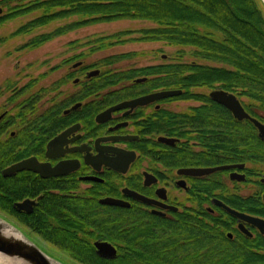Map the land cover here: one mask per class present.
Wrapping results in <instances>:
<instances>
[{"label": "flooded vegetation", "instance_id": "af4514ba", "mask_svg": "<svg viewBox=\"0 0 264 264\" xmlns=\"http://www.w3.org/2000/svg\"><path fill=\"white\" fill-rule=\"evenodd\" d=\"M7 10L0 4V17L6 16ZM155 51L133 50L87 62L93 56L92 48L87 47L43 72L51 74L66 69L64 75L53 81L57 83L69 74L74 75L72 89L64 88V85L58 93L43 98L46 108L66 100L73 103L55 116L62 118L60 121L49 119L48 128L56 126L53 133L46 136L42 146L32 148L35 154L24 158L36 156L41 163H49L53 168L64 164V172L44 177L37 171L25 169L3 177H16L24 185L28 182L27 185L33 189L17 201L30 199L32 203L27 205V209L19 210L14 205L24 219L19 225L24 232L35 237L29 236L43 250L58 260L66 263L78 261L31 228L36 218L42 231L51 235L61 231L66 237L69 232L76 231L82 243L90 244L99 258L108 260L117 258L119 246L101 231L114 230L124 236L126 228L122 227L125 223L149 227L155 237L158 234L171 236L170 241L180 239L179 235L174 238L172 231L183 232L180 245L195 249L201 243V249L210 243V247L220 250L215 255H220V260L227 263L240 262L242 255L252 254L257 249L264 250V223L260 226L231 211L264 219V170L257 169L258 163L254 165L246 161L248 146H253L252 142L247 146L246 140L256 138L257 143L262 141L264 144V138L249 118L235 116L228 106L213 99L211 92L223 90L233 93L246 113L264 122L250 112L238 88L228 90L219 84L209 87L205 83L186 89L161 86L160 78L170 75L160 72L159 66L181 64L189 53L175 55L174 60L172 56H163V60L157 63ZM109 57H118L122 62L118 60L104 65L102 60ZM48 62L46 60L44 64ZM27 68H21L22 76L5 81L3 91L8 85L11 86L9 93L11 90L17 93L30 84L32 79H26L30 75ZM96 69L99 72L89 76ZM96 82L100 85L96 86ZM171 90H181L182 93L113 109L120 104ZM7 99L0 107L1 140L6 142L16 138L14 150L17 152L22 144L14 129L15 124L7 127L11 123L6 118L15 104ZM179 100L184 104H178ZM10 116H14L13 112ZM58 136L62 137L49 147V142ZM259 153L255 151L256 155ZM10 165L12 163L6 167ZM228 165L234 168L196 175L189 172ZM112 198L130 205L104 202ZM124 213L128 214L127 217L123 216ZM56 216L68 224H60ZM190 226H193L191 230ZM189 231L200 232L195 237L200 243L190 237ZM207 233L212 238L210 242H207ZM97 242H108L116 247V255L102 257ZM204 252L202 249L201 253ZM203 258L200 264L207 262Z\"/></svg>", "mask_w": 264, "mask_h": 264}, {"label": "trees", "instance_id": "16d2710c", "mask_svg": "<svg viewBox=\"0 0 264 264\" xmlns=\"http://www.w3.org/2000/svg\"><path fill=\"white\" fill-rule=\"evenodd\" d=\"M0 4L8 8L7 15L0 17V25L18 15L39 12V16L20 25L12 33L14 36L34 33L35 30L53 21L76 16L72 21L61 24L51 31L35 34L29 42L20 46V49L27 50L40 48L55 37L93 23L125 19L154 22L156 27L140 29L137 31L139 36L132 39L161 40L178 48L192 47L191 55L198 59L191 64L181 62L172 66H159L160 72L170 75L160 78L161 86L186 89L194 84L205 83L209 87L219 84L228 90L238 88L243 96L248 98L246 106L250 112L264 122V5L259 0H1ZM216 10L219 11L218 15ZM126 33L127 31H122L115 35L100 36L88 42L95 45L92 51L104 49L116 42H124L120 38ZM220 33L223 35L222 38L218 37ZM74 43L77 44L78 41ZM184 53L186 51H177V55ZM77 57H80L79 54ZM117 60L118 57H109L102 62L106 65L107 62L113 63ZM202 60L214 61L220 66L201 64ZM46 75L48 73L32 78L30 84L17 93L12 90L9 93L11 86H6L7 101L15 104L12 107L14 116H10L12 113L10 111L6 117L11 123L7 127L15 124L14 129L22 145L21 150L16 152L14 149L17 139L10 138L4 142L0 133V211L20 222L24 219L14 205L33 189L27 185L28 182L24 185L16 177H3V169L15 161L35 154L32 148L35 145L42 146L46 136L53 133L56 128V126L48 128L49 119L55 118L65 107L73 103L66 100L46 108L43 98L58 93L61 86L74 78L73 74H69L58 83L53 82L50 86L43 85L39 88V82ZM99 85L100 83L96 82V86ZM61 119L55 118L57 121ZM257 140L256 138L246 140L247 146L250 142L253 143L252 147L248 146L246 161L254 165L257 163L264 165V144L262 141L261 144L257 143ZM255 151L261 153L256 155ZM127 215L123 214L124 217ZM61 219L60 216L57 217L60 224H68ZM35 222L31 224V228L35 229L38 235L48 239L58 248L68 251L81 264H200L203 257V260L207 261L203 264H264V250L257 249L252 254L242 255L243 260L240 262L227 263L220 260V255H215L220 250L210 247V243L208 247L205 245L200 249L201 243L195 239L200 232L189 231L190 237L200 243L193 249L180 245L184 237L183 232L172 231L175 233L174 238L179 235L180 239L170 241L171 236L161 237L158 234L155 237L149 227H139L133 223L124 224L122 227L126 228L124 236L114 230L101 231L119 246L117 258L102 259L95 253L94 247L82 243L76 236V231L69 232L66 237L61 231L51 235L42 231L39 219L36 218ZM192 228L193 226L189 227L190 230ZM206 237L207 242L212 241L209 233ZM202 249H205L204 253H201Z\"/></svg>", "mask_w": 264, "mask_h": 264}, {"label": "rangeland", "instance_id": "374dc122", "mask_svg": "<svg viewBox=\"0 0 264 264\" xmlns=\"http://www.w3.org/2000/svg\"><path fill=\"white\" fill-rule=\"evenodd\" d=\"M260 1V0H259ZM261 2V1H260ZM15 5V4H13ZM263 6V5H262ZM217 15L218 12L217 11ZM39 12L38 11H32V13H29V15H18V17L9 19L6 23H3L0 25V107L5 104L6 98L8 97V91H3L2 88L5 85V81L8 79L14 77H18L23 71L21 68L29 70L30 75L26 77L28 78H34L41 75L43 72H47L52 65L57 64L63 60V58H68L70 55H73L74 52L79 53L81 51H84L87 47H91L92 49L95 47L94 44H90L88 41L93 40L97 37H105L110 35H115L118 32L127 31L125 35H123L120 40H123L124 42H116L115 44H111L104 49H97L95 51H92V55L87 59V62H95L102 58H105V56L113 55L116 53H127L133 50H141L145 49L148 51L149 49H155L157 52V60L155 62L160 63L163 59V56H167L169 58L170 56L175 57L177 55V51L183 50L186 51V53H189L186 55L183 59V61L192 63V61L197 62V58L191 55L192 47H174L165 41H140V40H133L132 38H137L139 36V33L137 32L140 29H147L156 27L157 25L154 22L151 21H144V20H132V19H125V20H115L114 22H104V23H93L92 25H86L82 28L74 29L70 32H67L65 34H62V36L56 37L50 42L45 43L40 48L36 49H20V45L27 42L32 38L35 34H38L40 32H48L52 29L56 28L57 26H60L61 24H64L66 22H70L73 20V18L76 16H73L70 19H63L61 21H53L51 24L40 27V29L35 30L34 33L30 34H19V35H12L13 32H15L20 25L24 24L26 21L29 20V18L37 17ZM243 16V15H242ZM244 17V16H243ZM239 27V26H237ZM241 29V27H239ZM222 34L218 35L219 38H222ZM116 40V38H115ZM115 40H112L115 42ZM74 41H78L77 44L74 43ZM115 46L114 48H112ZM75 47V50L73 49ZM49 60V64H44V61ZM120 60V58L118 59ZM117 60V61H118ZM174 60V59H173ZM119 62H122L120 60ZM200 63H205L208 65H219V63L211 62V61H205L202 60ZM140 64V63H139ZM19 68V69H18ZM65 70H59L55 71L51 74H48L49 76L44 78L41 82H39V88L43 85H48L52 83L54 80L60 78L62 75H64ZM22 71V72H20ZM22 76V74H21ZM74 79L70 80L68 85H65L64 88L72 89V82ZM50 97V96H47ZM45 100V99H44ZM242 100L247 102V97H242ZM182 100L178 101V104L182 105L184 102H180ZM9 111L13 112L12 109ZM251 165V164H250ZM252 166V165H251ZM257 169L264 170V165L260 164L257 165ZM254 167V166H253ZM0 215H2L5 219L10 220L16 227L21 229L23 232L25 231L21 225H19L20 221L14 219L12 216L5 214L0 211ZM27 236H30L26 232H24ZM33 236V235H32ZM31 238H35L34 236ZM44 248L47 249L44 244H42ZM49 251H53L50 249H47ZM56 256L58 253L56 251L52 252ZM65 264H81L79 262H65Z\"/></svg>", "mask_w": 264, "mask_h": 264}, {"label": "water", "instance_id": "95a60500", "mask_svg": "<svg viewBox=\"0 0 264 264\" xmlns=\"http://www.w3.org/2000/svg\"><path fill=\"white\" fill-rule=\"evenodd\" d=\"M264 5V0H260ZM99 70L96 69L89 73V76L96 75ZM182 93L181 90H171V91H160V93L150 95L148 97L139 98V100L131 101L129 103L120 104L113 109L118 107L127 106V105H138L148 103L154 99H161L165 97H171L174 95H180ZM211 97L216 99L220 103L229 107V109L240 119L249 118L252 123L259 129V133L261 137L264 138V123L256 118L252 117L248 112L246 113L244 106L241 102H239L236 95L230 93L228 91L223 90H214L211 92ZM75 107H73L74 109ZM69 132V130H67ZM66 132V133H67ZM66 133L64 135H66ZM62 135V136H64ZM62 136L56 137V139L49 142V147L54 144V141L60 139ZM48 153V152H47ZM49 154V153H48ZM239 167H244L240 165ZM234 168V166H217L214 168L207 169H196L189 170L192 174H207L211 172H215L217 170ZM25 169H29L32 171L39 172L42 176L47 177L49 175H57L64 172V164L57 165V167H52L49 163H41L38 158L29 157L24 158V160L14 162V164L4 168L2 175H14V173L19 171H24ZM234 175V174H233ZM236 175V174H235ZM104 202L110 204H118V205H130L124 201H120L117 199H105ZM32 203L30 199H26L23 202H17L16 206L19 210L27 209V205ZM234 214L238 216H243L250 221L263 225L264 219H259L256 217H249L238 214L236 211L231 210ZM96 246L99 248V254L104 257H114L117 253L116 247H113L108 242H97ZM0 264H65L62 260H58L57 258L49 255L45 250H43L40 245H38L33 239L27 236L21 229L16 227L10 220L5 219L2 215H0Z\"/></svg>", "mask_w": 264, "mask_h": 264}]
</instances>
